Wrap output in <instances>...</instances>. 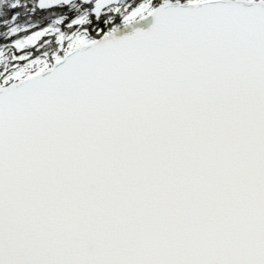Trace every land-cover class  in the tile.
Wrapping results in <instances>:
<instances>
[{"label":"snow or ice","instance_id":"1","mask_svg":"<svg viewBox=\"0 0 264 264\" xmlns=\"http://www.w3.org/2000/svg\"><path fill=\"white\" fill-rule=\"evenodd\" d=\"M0 264H264V0H0Z\"/></svg>","mask_w":264,"mask_h":264}]
</instances>
